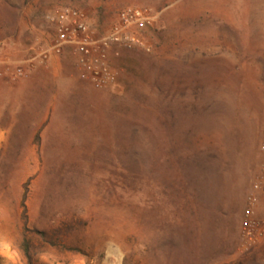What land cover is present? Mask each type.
Wrapping results in <instances>:
<instances>
[{
    "label": "rangeland",
    "instance_id": "rangeland-1",
    "mask_svg": "<svg viewBox=\"0 0 264 264\" xmlns=\"http://www.w3.org/2000/svg\"><path fill=\"white\" fill-rule=\"evenodd\" d=\"M67 6L99 36L120 10L152 9L140 32L152 52L109 50L112 84L97 89L82 72L108 92L104 110L99 98L53 93L41 140L17 154L4 144L0 264H264V236L248 245L242 234L253 195L264 218L253 189L264 167V0H0V11L37 18L46 47L56 38L46 15ZM180 193L196 207L178 208Z\"/></svg>",
    "mask_w": 264,
    "mask_h": 264
},
{
    "label": "crops",
    "instance_id": "crops-1",
    "mask_svg": "<svg viewBox=\"0 0 264 264\" xmlns=\"http://www.w3.org/2000/svg\"><path fill=\"white\" fill-rule=\"evenodd\" d=\"M36 20L34 15L0 11V158L8 142L17 154L20 144L27 146L38 136L41 140L49 128L53 93L85 101L99 98L103 110L107 106L108 92L93 90L74 56L55 55L48 63L37 58L40 41L50 44L51 39L36 31ZM18 69L23 76H15Z\"/></svg>",
    "mask_w": 264,
    "mask_h": 264
},
{
    "label": "built area",
    "instance_id": "built-area-1",
    "mask_svg": "<svg viewBox=\"0 0 264 264\" xmlns=\"http://www.w3.org/2000/svg\"><path fill=\"white\" fill-rule=\"evenodd\" d=\"M46 21L54 26L56 38L51 46L38 47L37 58L48 63L52 56L63 54L68 47L73 48L78 56L79 68L97 89H104L115 80V73L109 64V50L114 49L116 56H120L123 50L141 49L152 52V46L140 33L154 22L153 11L147 7L129 6L120 10L111 30L104 36H99L87 14L75 7L67 6L49 13ZM23 74L24 71L18 69L15 76ZM261 151L264 156V142ZM253 189L264 204V167L261 178ZM258 200L255 195L250 197L244 213L242 234L248 245L257 243L264 236V218L256 215Z\"/></svg>",
    "mask_w": 264,
    "mask_h": 264
},
{
    "label": "trees",
    "instance_id": "trees-1",
    "mask_svg": "<svg viewBox=\"0 0 264 264\" xmlns=\"http://www.w3.org/2000/svg\"><path fill=\"white\" fill-rule=\"evenodd\" d=\"M138 133L139 132H136V134L134 135V137L136 135H138ZM137 137H138V139H136L137 142H136L135 145L131 146V149L133 151H135L134 155H136V157L138 159H140L141 156H142V154H143V152L146 149V146L143 144V141L141 139V133H140V141H139V136H137ZM37 140H40L39 136L37 137ZM150 151H152L153 154L155 155V153H156V147L155 146H152V148H150ZM179 184H180V187L182 189V184L183 183L180 182ZM178 195H179V198H177V200H176V206H178V208H195L196 207L195 206L196 205L195 203H193V202H186L187 201V198L186 197L183 198V196H181V193L178 194ZM196 203H198V201ZM198 205H199V203H198ZM23 208H24L23 219L27 223L28 222V212H27V206L25 204V201L23 202Z\"/></svg>",
    "mask_w": 264,
    "mask_h": 264
}]
</instances>
